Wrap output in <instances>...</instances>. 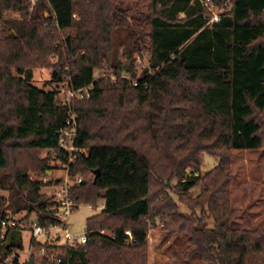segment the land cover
<instances>
[{
    "label": "trees",
    "instance_id": "obj_1",
    "mask_svg": "<svg viewBox=\"0 0 264 264\" xmlns=\"http://www.w3.org/2000/svg\"><path fill=\"white\" fill-rule=\"evenodd\" d=\"M40 1L27 23L29 0H0V19L7 12L23 18L19 35L0 41V189L10 193L8 206L0 196V221L8 212L36 215L42 225L57 220L42 193L51 182L30 178L50 172L39 158L45 151L68 161L59 138L71 110L57 104L55 92L32 85L33 67L57 54L71 67L69 89L88 91V99L75 103L76 147L87 156L78 154L70 164V175L82 179L70 197L78 205L104 202L87 220V244L66 249L63 264H146L149 221L156 218L166 222L168 236H188L186 259L197 254L198 264H264V227L231 228L243 212L231 209L228 188L230 153L264 148V0H232V11L212 28L202 0L139 4L137 16L130 15L139 28L136 52L150 54L152 71L118 88L96 80L95 72L111 62V30L123 12L119 1ZM43 8L53 18L40 22ZM200 151L220 161L206 178L195 175ZM198 186L200 195L191 199ZM174 189L189 208L208 209L210 216L195 220L179 213L167 194ZM208 219L213 228L204 224ZM7 250L0 242V264Z\"/></svg>",
    "mask_w": 264,
    "mask_h": 264
},
{
    "label": "rangeland",
    "instance_id": "obj_2",
    "mask_svg": "<svg viewBox=\"0 0 264 264\" xmlns=\"http://www.w3.org/2000/svg\"><path fill=\"white\" fill-rule=\"evenodd\" d=\"M121 4L123 12L119 18V27L111 30L112 42V56L111 62H104L101 69L96 70V80H101L110 83L117 88L122 86L121 82H128L134 85L135 82L149 71L150 54L146 51L143 54H137L135 42L137 41L136 34L139 29L136 25L133 26L134 20L130 17L137 16L136 11L139 4L141 6L148 4V0H118ZM40 0H29V16L25 20L27 23L32 21V14L39 6ZM88 11L89 4H83ZM140 8V7H139ZM145 10V9H144ZM148 12V10H145ZM50 11L43 8L39 12L38 20L44 22L52 19ZM76 22H81V17L78 14L74 15ZM23 18L19 13L7 12L3 18L0 19V41L7 38L8 35L18 36V29L22 27ZM54 33V32H53ZM61 40L65 39L63 33L58 32ZM71 37L75 33L70 34ZM10 37V36H9ZM149 42V39H146ZM130 51H134L131 54ZM64 59V60H63ZM63 59L60 55L50 54L45 58L43 65L33 67L32 85L45 92H55L57 94V104L66 106L71 110L72 118L77 122V114L75 112V103L83 102L88 99L86 91L78 94L71 91L68 87L70 80L71 67L68 64L66 57ZM120 63L122 66L128 68L126 71H115V65ZM152 70L149 71L151 73ZM118 72V73H116ZM14 76H17L15 70H12ZM63 77L62 82H58L57 76ZM199 157L201 160L200 173L196 172V176L206 178L209 174L214 172L220 165L219 157L211 155L208 152L200 151ZM231 164L229 166V194L230 207L232 210L243 212V216L236 219L231 224L232 229L238 230H252L257 226L264 227V148L257 151H232L230 153ZM41 160H47L50 164L51 170L48 174H30V178L34 180H43L49 177L54 180L65 177L63 162L55 157L52 152L45 151L39 155ZM193 170L188 168L186 174L192 175ZM174 181L172 186H176ZM173 191L168 190L169 194L178 204L179 213L191 219H203L204 216H210L208 209L203 213L202 210L196 208H189L180 200V197ZM42 193L48 198L52 193L50 188L43 187ZM201 193V186L190 190V198L195 199ZM166 195V194H165ZM0 196L6 200L5 206L9 205L10 193L6 190L0 189ZM167 196V195H166ZM164 196L159 197L163 200ZM155 204V203H154ZM104 202H99L97 205H80L79 210L75 212L69 219L70 231L76 236H83L86 234L87 220L96 214H99L103 208ZM94 209H93V208ZM9 217L22 218L25 212H20L13 215L8 212ZM34 215H31L32 218ZM208 228H213L215 223L213 220H206L204 223ZM166 222L156 218L154 222L149 221V234L146 251V264H198L199 255H193L190 259H186V250L190 247V241L186 234L173 233L168 236L166 231Z\"/></svg>",
    "mask_w": 264,
    "mask_h": 264
},
{
    "label": "built area",
    "instance_id": "obj_3",
    "mask_svg": "<svg viewBox=\"0 0 264 264\" xmlns=\"http://www.w3.org/2000/svg\"><path fill=\"white\" fill-rule=\"evenodd\" d=\"M207 18V27L212 28L219 24L224 14L232 11V0H202ZM88 93L81 90L78 94ZM77 124L72 116L68 119L65 129L59 138V147L68 158L63 162L65 177L53 180L49 177L41 180L48 184L52 193L48 197V211L57 219L54 224L42 225L34 215L27 218L7 217L0 221V242L7 247V253L2 264H63L66 249H77L85 246L88 241L87 233L76 236L70 231L69 219L79 210L78 204L70 197V190L82 182L81 177H72L69 173L70 164L78 154L87 156L86 150L76 147ZM52 172H49V174ZM32 181H35L31 178ZM90 206V205H89ZM93 208V207H92ZM94 209V208H93ZM101 235H108L106 231H100ZM129 242H134L131 232L127 231ZM14 238L12 241L11 238Z\"/></svg>",
    "mask_w": 264,
    "mask_h": 264
},
{
    "label": "water",
    "instance_id": "obj_4",
    "mask_svg": "<svg viewBox=\"0 0 264 264\" xmlns=\"http://www.w3.org/2000/svg\"><path fill=\"white\" fill-rule=\"evenodd\" d=\"M48 175H49V174H48ZM98 175H99V174H98V172H97V176H96V178L98 177Z\"/></svg>",
    "mask_w": 264,
    "mask_h": 264
}]
</instances>
